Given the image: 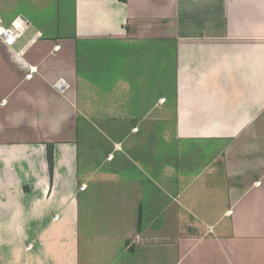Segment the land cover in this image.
Segmentation results:
<instances>
[{"label":"crops","instance_id":"obj_1","mask_svg":"<svg viewBox=\"0 0 264 264\" xmlns=\"http://www.w3.org/2000/svg\"><path fill=\"white\" fill-rule=\"evenodd\" d=\"M72 1L4 18L0 264H264V0Z\"/></svg>","mask_w":264,"mask_h":264},{"label":"rangeland","instance_id":"obj_2","mask_svg":"<svg viewBox=\"0 0 264 264\" xmlns=\"http://www.w3.org/2000/svg\"><path fill=\"white\" fill-rule=\"evenodd\" d=\"M72 0H0V20L3 21L6 25L9 23L4 20L5 17H7L8 13H14L12 16H9L8 19H13L18 14L21 16L26 17L30 23H32L35 27L43 29L47 32L53 31V29H56L57 24H59V27L61 28V33L66 34L69 31V26L72 22V15H71V7H72ZM10 20V21H11ZM12 23V22H11ZM10 23V24H11ZM9 24V25H10ZM61 24V25H60ZM98 79H101V83H109L112 81L113 78L108 79L107 77L103 76L101 78L97 75ZM161 86H166L167 80L161 79ZM162 100V99H161ZM160 100V102H161ZM102 107V105H100ZM161 118L163 117V112L161 111ZM92 116L90 119H95L97 124H101L100 126L96 127V135L95 137H98V134H102V131L100 130H108L113 135H120L123 137L124 133L127 129H130L129 127H113V128H106L104 126V111L101 109L96 110L95 112H91ZM120 117V114L118 115ZM167 117V116H165ZM137 130V129H136ZM152 132V128L150 130L151 133L156 134L157 132L160 134V152H167L168 150V143L164 142V139L166 140L168 135L173 134V128L167 127V126H160L158 128H154ZM98 132V133H97ZM123 133V134H122ZM165 137V138H164ZM91 150L95 152L96 151H102L104 150L105 146L102 143H92ZM135 146L136 144H132ZM163 146H166V149L162 148ZM195 218V217H193ZM209 230H212L213 227L208 228ZM138 237H136V242L138 241Z\"/></svg>","mask_w":264,"mask_h":264},{"label":"built area","instance_id":"obj_3","mask_svg":"<svg viewBox=\"0 0 264 264\" xmlns=\"http://www.w3.org/2000/svg\"><path fill=\"white\" fill-rule=\"evenodd\" d=\"M20 20V24H16L17 21ZM31 25L27 20L24 18H16L10 25H6L3 21L0 20V41H3L8 46L14 47L19 41H21L27 32L30 30ZM41 37V33L37 32L35 36L33 37V40H37ZM61 49V46H56L55 51H59ZM29 77H33V74H31ZM55 88L59 91H63L65 87H67V84L64 81L57 82L55 85ZM161 103H165V99L161 100ZM110 160L113 159L112 156L109 157ZM261 182H259L257 185H260ZM81 190H86L87 186L83 185L80 188ZM232 210H230L227 214L230 216L232 215ZM32 246H29V249H31Z\"/></svg>","mask_w":264,"mask_h":264},{"label":"trees","instance_id":"obj_4","mask_svg":"<svg viewBox=\"0 0 264 264\" xmlns=\"http://www.w3.org/2000/svg\"><path fill=\"white\" fill-rule=\"evenodd\" d=\"M49 160H50V163H51V161H52V154L51 153L49 154Z\"/></svg>","mask_w":264,"mask_h":264},{"label":"bare ground","instance_id":"obj_5","mask_svg":"<svg viewBox=\"0 0 264 264\" xmlns=\"http://www.w3.org/2000/svg\"><path fill=\"white\" fill-rule=\"evenodd\" d=\"M19 19H21V18H19ZM25 19V18H24ZM17 22H21L20 20H18ZM30 24V23H29Z\"/></svg>","mask_w":264,"mask_h":264}]
</instances>
